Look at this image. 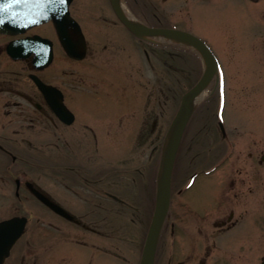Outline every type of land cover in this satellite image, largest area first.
Segmentation results:
<instances>
[{"label": "flooded vegetation", "instance_id": "flooded-vegetation-1", "mask_svg": "<svg viewBox=\"0 0 264 264\" xmlns=\"http://www.w3.org/2000/svg\"><path fill=\"white\" fill-rule=\"evenodd\" d=\"M17 1L44 7L40 15L30 14V23L0 30V206L1 200L12 206L16 199L31 196L72 223L78 230L74 240L80 248L73 264H96L102 259L108 264L113 254L118 257L111 244L108 214L134 210L139 217V260L153 210L161 150L162 132L154 130L156 117L145 128L144 112L140 113L130 148L148 144L150 163L145 168L136 167L131 175L128 155L123 154L128 148L124 130H128L129 123L120 109L122 101L97 96L95 88L80 78L84 58L90 56L92 60L101 49L119 53L123 47L109 46L115 42L109 33L104 34L109 39L107 43L95 44L96 40L89 38L83 27V10L72 8L76 0ZM106 1L111 20L103 14H98L97 19L121 26L140 45L149 64H153L152 56L161 61L163 46L173 57L182 48L179 44L161 45L137 37ZM235 1L254 6L264 2ZM123 2L138 21L148 26L182 29L197 36L191 29L168 20L156 3ZM14 10L16 16L15 5ZM260 18L262 29L264 8ZM262 41L264 51V36ZM82 46L84 53L79 57ZM67 49L76 55L68 54ZM189 63L192 62L187 64L190 71L186 78L190 88L203 66L200 74H194ZM176 66V62L169 66L173 80L177 78ZM224 83L223 71L221 78L214 76L210 80L209 93L194 107L181 136L171 172L169 207L159 231L153 264H264V244L258 246L257 242L258 234H264V139L260 136L264 129L258 128L264 123V82L252 79L246 88L248 93H257L253 100L246 101L250 119L239 123L232 120L228 125L223 116L227 103L223 99ZM37 156L42 182L32 170ZM129 181L133 194L129 193ZM32 189L72 218L38 200ZM259 194L262 204H258ZM42 222L62 229L50 218ZM45 244L47 255L41 264H59V259L53 261L49 254L55 242ZM87 246L93 251L87 253ZM55 256L67 261L61 255ZM20 258L22 264L37 261L31 257L25 262L22 254Z\"/></svg>", "mask_w": 264, "mask_h": 264}, {"label": "rangeland", "instance_id": "rangeland-1", "mask_svg": "<svg viewBox=\"0 0 264 264\" xmlns=\"http://www.w3.org/2000/svg\"><path fill=\"white\" fill-rule=\"evenodd\" d=\"M146 1L149 4L156 3L168 20L191 29L213 49L226 79L225 92H223L224 101L225 98L227 99L223 112L225 123L228 125L232 120H235L236 123L242 122L241 120L244 119L249 120L251 112L246 101L253 100L257 93L254 91L248 93L246 88L252 84V79L264 82V51L261 48L264 27L262 26V29L259 27V24L263 25L260 14L264 8V2L254 6L253 4L239 5L235 0ZM72 8L83 10L81 17L83 27L87 36L96 40L95 44L107 43L106 40L109 39L105 38L104 34L109 33L108 37L115 42L108 43V45L123 47V51L119 53H110L108 49H101L92 60L90 56L84 58L81 64L80 78L84 84L95 88L97 96H107L106 98L122 101L119 102L122 103V106L119 104L120 109L127 115L126 120L129 123L126 125L128 130H124V139L128 135L125 140L128 148L123 150V154L128 155L129 172L133 175V169L136 167L145 168L150 163L148 144L135 149L130 148L136 137L141 118L140 113L144 112L145 128L156 117L154 130L160 129L162 132V148L170 121L179 106L181 96L189 88L190 81L186 78V74L190 70L186 69L189 67L187 64L192 62L189 63L194 68L192 72L200 74L202 60L201 58L199 60L196 52L190 51L191 48L179 44L182 48L177 51L175 57L169 55L168 48H166L167 51L160 49V54L163 57L161 61L152 56L153 64H149L150 62L140 45L126 34L121 26L111 25L97 19L98 14H103L108 20H111L109 17L112 12L106 0H76ZM251 24L254 25L251 27ZM252 31H254V35H252ZM157 41L159 44L166 43L165 45L170 43ZM175 62L177 63V78L173 80V75L170 78L169 66ZM210 87V84L206 87L205 95L209 93ZM258 128L264 129V123L258 125ZM260 136L264 139V133ZM37 158L32 166L33 175L37 177V180L39 178V182H42L40 156ZM128 186L129 193L133 194V186L130 181ZM260 194L258 204L261 201ZM1 204V219L10 215L27 217L24 232L12 246L10 255L3 264H22L21 254L24 255L25 262L31 257H36V264H41L47 255L45 252L46 241L55 242V247L49 252L50 259L55 261L58 258L59 264H73L74 259L78 256L76 254L80 253V248L74 240L78 230L74 229L72 223L52 213L31 196H23L21 200L16 199L12 206H9V202L3 204V200H1ZM49 218L59 224L62 229H54L43 224L42 221ZM138 218V214L134 210L123 213L114 211L108 214V221L111 225L109 230L112 233L111 244L120 256L117 257L113 254L110 261H107L108 264H137ZM257 242L258 246L264 244V234H258ZM84 249L87 253L93 251L88 246ZM84 249L81 248V252H84ZM55 255H61L67 261H64L63 258L60 261V258ZM96 264L106 263L102 259L101 261L97 260Z\"/></svg>", "mask_w": 264, "mask_h": 264}, {"label": "water", "instance_id": "water-1", "mask_svg": "<svg viewBox=\"0 0 264 264\" xmlns=\"http://www.w3.org/2000/svg\"><path fill=\"white\" fill-rule=\"evenodd\" d=\"M109 2L118 19L137 37L155 42L158 41L153 37H162L167 39V42L188 46L198 53L203 63L202 74L181 96L179 106L169 124L160 152L156 173L154 206L138 263L153 264L159 231L169 207L171 172L178 145L187 121L196 105L195 98L206 88L212 77L217 75L218 65L214 54L200 37L182 29L148 26L136 20V18L128 16L124 11L121 0H109ZM14 5L17 11L16 16H14ZM43 7L41 4L23 5L17 0L2 1L0 3V30L9 31L16 24L30 23V14L40 15L43 12ZM64 10L67 13L66 8ZM67 52L70 55H76L71 53L69 49H67ZM83 53L82 46V51L77 56L82 57ZM32 191L38 199L47 203L58 213L72 218V215L50 202L40 191L35 189H32ZM25 223V216H13L0 221V264L3 263L11 246L23 232Z\"/></svg>", "mask_w": 264, "mask_h": 264}, {"label": "bare ground", "instance_id": "bare-ground-1", "mask_svg": "<svg viewBox=\"0 0 264 264\" xmlns=\"http://www.w3.org/2000/svg\"><path fill=\"white\" fill-rule=\"evenodd\" d=\"M123 8H124V11L126 12V14L132 18L131 12H130L129 10H127L125 7H123ZM153 38H155V39H157V40H160V41H168L167 39L162 38V37H153ZM223 75H224V81H225V74H223ZM224 87H225V83H224ZM205 94H206V89H204V90H203V91H202V92H201V93L195 98V101H197L196 103H198L199 101H201L202 98L205 96Z\"/></svg>", "mask_w": 264, "mask_h": 264}, {"label": "trees", "instance_id": "trees-1", "mask_svg": "<svg viewBox=\"0 0 264 264\" xmlns=\"http://www.w3.org/2000/svg\"><path fill=\"white\" fill-rule=\"evenodd\" d=\"M165 47H167V46H163V49H164ZM178 48H180V47H178Z\"/></svg>", "mask_w": 264, "mask_h": 264}]
</instances>
